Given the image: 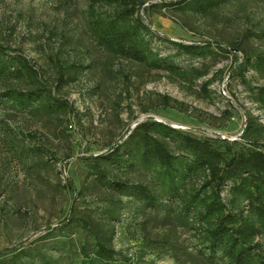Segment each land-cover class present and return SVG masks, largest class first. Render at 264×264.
<instances>
[{
    "label": "rangeland",
    "instance_id": "obj_1",
    "mask_svg": "<svg viewBox=\"0 0 264 264\" xmlns=\"http://www.w3.org/2000/svg\"><path fill=\"white\" fill-rule=\"evenodd\" d=\"M136 1L138 14L154 33L155 51L175 55L182 67L208 68L206 78L182 81L166 71H148L99 48L90 33L91 5L95 4L97 13L109 15L117 6L115 0H0V46L12 54L23 53L37 64L56 95L75 110L70 115L67 112L58 118L38 120L7 117L8 110L0 105V186L7 185L5 195L14 196L0 199V264H12L11 257L20 248L33 249L52 238L66 239L70 233L59 225L66 220L71 204L78 211L100 213L108 190L93 183V177L88 178L87 157L107 151L137 124L154 119L197 136L230 140L242 139L248 114L264 124V109L253 101L249 85L239 77L232 78L238 51L230 47L242 40L264 49V0H227L202 15L164 6L174 0ZM169 41H210L216 49L221 44L231 53L192 59L177 54ZM63 67L65 79L59 81ZM244 74L250 86L264 84V78L250 68ZM207 78L214 80L205 90ZM166 102L181 110L168 107ZM12 130L13 143L6 144L4 139ZM23 131L38 132L44 141L42 154L25 152L33 144L24 140ZM71 149L72 156L66 160ZM146 172L140 169L136 175ZM68 180L77 190L85 183L92 184L80 195L64 188ZM146 215H137L135 205L125 211L115 235L117 249L131 255L140 251L144 239H164L166 235L177 242L179 252L157 256L150 246L145 258L155 264H193L200 242L192 224H182L177 217L166 218L163 212ZM50 228L52 235L47 236ZM73 237L78 243L89 240L85 231H76ZM64 249V260L76 264L80 259L76 248L72 254L68 246ZM49 253L59 255L57 250ZM198 261L208 264L203 259Z\"/></svg>",
    "mask_w": 264,
    "mask_h": 264
},
{
    "label": "trees",
    "instance_id": "obj_2",
    "mask_svg": "<svg viewBox=\"0 0 264 264\" xmlns=\"http://www.w3.org/2000/svg\"><path fill=\"white\" fill-rule=\"evenodd\" d=\"M115 1L117 6L109 15L97 13L95 4L91 5L90 33L99 48L148 71H166L190 83L210 74L204 66L182 67L175 61V55L155 51L154 33L138 14V2ZM226 1L174 0L164 6L202 15ZM169 43L175 45L177 54L192 59L231 53L221 44L216 49L210 41ZM230 47L238 51L234 54L237 66L232 78L239 77L248 84L253 101L264 109V84L252 87L244 74L250 68L264 78V49L242 40L232 42ZM64 76L63 67L58 80H64ZM213 80L204 81L205 90ZM1 101L2 110H8L7 117L20 115L40 120L75 112L67 100L56 95L55 87L37 64L23 53L12 54L3 46H0ZM14 134L12 130L11 135H6V144L13 143ZM21 134L33 144L25 152H44V141L38 132ZM241 138L201 137L154 119L137 124L107 151L87 157L88 178L93 177V183L108 190L100 213L78 211L71 204L66 220L59 225L63 232L70 233L66 239L52 238L50 243L43 240L33 249L20 248L12 255L11 263L70 264L64 260L66 246L69 254L76 248L80 256L76 264H155L153 259L145 258L150 246L157 256L168 251L177 254V242L166 235L164 239H144L140 251L131 255L117 249L114 241L117 226L125 211L135 205L137 215L163 212L166 218L177 217L182 224H192L200 242L197 255L191 260L193 264L202 259L208 264H264V124L258 117L248 114ZM65 156L69 160L72 149ZM144 168L146 174L136 175V171ZM90 185L85 183L77 190L74 182L68 180L64 188L83 195ZM6 186H0V199H14L5 195ZM52 231L50 228L47 236ZM76 231H85L89 240L78 243L73 237ZM50 250L59 251L58 257L50 254Z\"/></svg>",
    "mask_w": 264,
    "mask_h": 264
}]
</instances>
